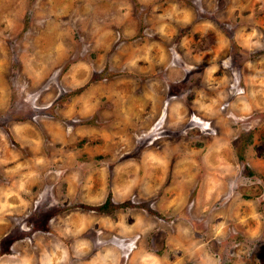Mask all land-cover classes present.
I'll list each match as a JSON object with an SVG mask.
<instances>
[{
  "label": "rangeland",
  "instance_id": "1",
  "mask_svg": "<svg viewBox=\"0 0 264 264\" xmlns=\"http://www.w3.org/2000/svg\"><path fill=\"white\" fill-rule=\"evenodd\" d=\"M0 264H264V0H0Z\"/></svg>",
  "mask_w": 264,
  "mask_h": 264
},
{
  "label": "trees",
  "instance_id": "2",
  "mask_svg": "<svg viewBox=\"0 0 264 264\" xmlns=\"http://www.w3.org/2000/svg\"><path fill=\"white\" fill-rule=\"evenodd\" d=\"M106 202L108 203V201L106 200V201L101 205V207L104 206V205H106V204H107Z\"/></svg>",
  "mask_w": 264,
  "mask_h": 264
}]
</instances>
